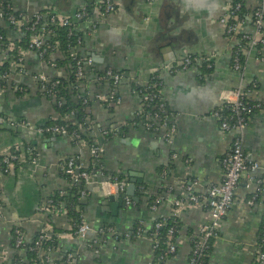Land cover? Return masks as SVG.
Wrapping results in <instances>:
<instances>
[{
    "label": "crops",
    "instance_id": "obj_1",
    "mask_svg": "<svg viewBox=\"0 0 264 264\" xmlns=\"http://www.w3.org/2000/svg\"><path fill=\"white\" fill-rule=\"evenodd\" d=\"M231 1L120 0L115 12L100 21L94 31L83 35L78 50L92 59L93 70L102 72L109 68L124 75L117 86V104L90 105L93 122L114 125L119 130L109 140L100 138L103 174L88 184V195L82 200L92 230L85 239L73 237L70 232L60 233L57 248L48 255L51 261L71 254L70 264H147L152 258L147 237L118 239L109 229L121 236L138 220L149 225L155 218L172 215L175 200L185 202L189 192L205 193L211 184L221 181V159L235 132L221 130L212 111L233 98L238 88L247 91L248 100L264 101V47L259 53L251 52L239 71L232 69L236 40L226 36L219 23ZM244 1L247 8L256 2ZM86 2L11 0V5L13 11L31 15L44 9L71 13ZM1 24L4 25L0 19ZM87 27V21L80 23L83 31ZM243 27L251 30L248 22ZM5 28L7 38L18 36V31ZM185 53L210 57V72L205 73L200 64H194L179 73H168L165 66ZM10 57L0 44V67L8 65ZM64 69L48 66L29 51L20 76L25 94L19 96L11 89H0V154L20 142L31 144L36 152L34 161L14 168L0 179V264H15L14 256L25 254L16 252L11 244L14 226L22 228L25 243H30L45 226L50 229L43 206L54 191L68 185L60 170L63 162L68 157H76L83 164L89 160L87 146L75 144L66 136L35 131L55 113L54 102L38 92L37 76H62ZM157 69L163 81L164 104L175 128L170 142L164 140L161 131H153L142 122L133 124L140 105L133 85L146 84ZM89 86L91 90L109 89L107 82ZM25 101L27 104H22ZM5 124L8 128L3 127ZM242 147L248 161L264 164L263 109L250 114L242 134ZM116 174L125 178L127 185L131 178L136 179L133 194L126 195L128 204L123 194L107 182L109 176ZM258 180L264 182L263 167L241 174L206 264H252L264 222V194L249 203ZM156 194L163 198L152 210L148 199ZM52 216L56 226L70 229L66 213ZM179 218L182 228L177 237V252L167 264H187L189 235L208 222V213L202 205L185 202ZM99 229L104 232H97Z\"/></svg>",
    "mask_w": 264,
    "mask_h": 264
},
{
    "label": "built area",
    "instance_id": "obj_2",
    "mask_svg": "<svg viewBox=\"0 0 264 264\" xmlns=\"http://www.w3.org/2000/svg\"><path fill=\"white\" fill-rule=\"evenodd\" d=\"M9 1L11 3V0ZM89 1L92 3L90 6L91 8H89L87 3H84L80 8L71 13L53 12L48 18L53 24L67 27L69 35H72L75 31L81 34L76 37V43L71 47V70L74 79L71 85L75 92V99H80L84 108V120L77 123V130H70L67 121L72 120V123H76V121L73 120V112L71 111L63 115L62 119L64 123L39 125L35 127V131L38 134L43 135L47 133L50 135L57 134L66 136L75 144L84 147L87 146L89 160L85 164L80 163L76 157H68L63 162L60 169L72 182H83L79 201L86 199L88 195V184L97 175L103 174L101 166L102 145L100 143V138L109 140L115 136L119 130L114 125L105 126L93 122L90 117V105L93 102H98L105 106L117 104L120 101L117 94V86L124 79V75L121 72L109 68L102 72L93 70L91 67L93 64L92 59L89 56L81 54L78 50L79 45L82 43L83 35L94 31L100 21L107 18L118 8V2L116 0ZM245 3L244 0L231 1L219 18V23L224 29L226 36L236 40L231 57V65L234 71H239L242 68V63H240L241 57L246 60L251 52L259 53L262 47H264V0H256L254 5L250 8H247ZM1 5L2 3L0 2V7ZM8 9H12L11 4H8L7 10ZM4 15L7 16V23L11 24L14 30L19 32L17 37L23 34L20 32L22 31V26L32 31L29 41L26 43V47L17 48L15 42L11 40V38L4 37L0 33V43L2 42L3 49L11 54V59L9 60L7 68L0 73V89H11L14 92L18 91V95L22 96L26 92V87L20 81V76L25 71V54L29 51H33L40 58L41 62L52 68H60L55 61L58 56L60 57V53L56 51L58 42H54V44L47 43L45 35L51 32V29L39 27V21L46 18L40 12L31 15L19 13L15 16L12 12L0 10V19H2ZM86 21L89 27H87V30L83 31L80 28V23ZM247 22L251 30H244L243 25ZM48 49H51V52L49 53V59L45 60L44 55ZM14 50H16V53H14ZM194 64L204 65L207 70L213 67L210 57L185 53L179 59L166 65L165 69L170 74H176L188 69ZM62 73V76L56 77L38 74L36 85L41 96L50 98L53 102L56 100V87L59 84V78H66V69H64ZM88 74H91V76L89 77ZM89 79L91 82L88 81ZM103 80L109 82V89L107 92L99 89H89V84L101 86L103 85ZM137 86L138 89L134 91L140 97V105L135 112V121L133 124L142 122L143 125L153 131H161L164 140L170 142L173 138L175 128L171 122L172 115L168 112L162 97L163 81L160 77V70H154L146 84ZM86 87L87 89H85ZM233 94V98L226 100L222 105L212 111V116L218 121L221 130L235 132V136L232 139L228 151L221 159L223 170L222 179L217 184H211L205 193L196 194L194 192H189L185 200V202L202 205L208 213V222L198 231L189 235L190 254L187 264H203L204 252L210 246L209 240L214 239L215 241L220 235L222 221L232 205L234 192L241 174L245 171H255L259 167L264 168V164L261 166L259 162L248 161L242 147V134L245 126L248 124L250 114L252 110L255 109L264 110V101L250 103L247 98V91H244L242 88H238ZM61 103L62 101L59 100L58 104ZM56 116L57 114L54 113L53 117ZM122 126L125 125L122 124ZM83 135L87 136L88 139L86 140ZM26 153L31 154L32 148L29 145H23L21 142L5 149L4 152L0 154L2 155L0 161V179L13 170L14 162H24ZM35 159L36 156L33 157L32 161ZM85 167H89L90 170L86 171L84 169ZM107 182L113 184L116 191L120 194H125L127 186V180L125 178L116 174L109 176ZM260 183L261 181L258 180L257 188L249 199V203L251 204L256 201L258 191L261 190L259 187ZM187 189L190 190L191 187L187 186ZM162 198L161 195L156 196L150 204V208L155 210L160 201H162ZM124 199L127 204L130 202L126 195ZM185 202L183 199L175 200L172 215L179 218V213L185 205ZM50 203L51 200L48 199L43 206L46 211L51 212V214L60 212L66 213L65 208L58 209L57 207L50 206ZM80 212L79 223L73 229V226L71 227L72 231H70L69 234L76 238L85 239L92 228L85 218L84 210L82 209ZM160 226L161 223L157 222L153 226H150L152 228L149 230V226L140 221V225L135 230V237L145 236L151 241L152 258L147 264H167V260L173 257L177 252L178 239H173L176 230H174V227H169L164 237L159 238L157 229ZM109 230L114 234V238L119 239L118 233L114 232L112 229ZM48 231L49 228L46 226L39 231L34 246L30 247L31 250H36L44 239L49 238ZM148 231H150V233ZM97 232L102 233L104 231L99 229ZM13 235L14 249L16 252L27 250V243L24 242L22 230L18 225L13 227ZM124 236L125 238H129L128 232H125ZM160 244H164V247L162 251L158 252ZM53 250V247H48L46 250H43L42 253L40 252V256H44V260L46 261L45 264H55L48 256ZM18 256L19 259L16 258L15 264H26L27 259L24 254ZM70 258L71 254H67V260H70ZM254 259L255 264H264V228L260 237V245H258V248L255 250Z\"/></svg>",
    "mask_w": 264,
    "mask_h": 264
},
{
    "label": "trees",
    "instance_id": "obj_3",
    "mask_svg": "<svg viewBox=\"0 0 264 264\" xmlns=\"http://www.w3.org/2000/svg\"><path fill=\"white\" fill-rule=\"evenodd\" d=\"M233 1L234 0H232V2ZM0 2L2 3L0 10L12 12L15 16H17L19 14V12L13 11V9L7 10L8 4H11L9 0H0ZM86 3L88 4L89 8H91L90 7L92 4L91 1L87 0ZM39 12L46 17L45 19H41L39 21V27L51 29V32L46 33L45 39L47 40L48 44H54V42H58V47H57L56 51H58L60 53V57L56 58L55 61L57 63V66L64 67L66 69V73H67L66 78H63V77L59 78V84L56 87L57 95H56V100H54V103H53V109H54V112L57 114V116L56 117H53V116L49 117L42 125H53V124L64 123V121L62 119L63 115L72 111L73 112V120H75L76 123H72V120L71 121L69 120V121H67L68 127L70 130H73V129L77 130V128H76L77 123L81 120H84L83 115L85 113H84V108L82 106L81 100L75 99V92L72 89V85H71L74 81L72 70H71L72 69L71 47L73 45H75L76 37L78 35H81V34H80V32L75 31L72 33V35L71 34L69 35L67 27L51 23L48 18L53 12H57V11H54L52 9H44V10H41ZM6 17L7 16L4 15L3 18L1 19L2 23H4V25L3 24L0 25V33L4 37H7V35H6L7 29L5 27H8L9 29L14 30L13 26L11 24L7 23ZM24 27L25 26H22V31H20L21 33H23L21 36H19V37L16 36V37L11 38V40H13L15 42L16 48L17 47H26V45H27L26 43L29 41V38L32 34V31H30ZM0 44H2V42ZM50 52H51V49H48L47 52L45 53V55H44L45 60L49 59V53ZM14 53H16V50H14ZM244 60L245 59L243 57L240 58V63H242V66L244 64ZM5 68H7V64H4L0 67V73ZM200 68L202 70H204L205 73H209L211 70V69L207 70L204 65H202ZM106 82L109 83L108 81L103 80L102 84H105ZM133 88L138 89V86L133 85ZM15 93L18 94V91H15ZM47 99H50V98H47ZM59 100L62 101L61 104H58ZM250 103H254V102L250 101ZM255 111H257V110L256 109L252 110V112H255ZM138 121H140V120H138ZM123 128H125V127H123ZM43 135H50V134L46 133ZM83 137L86 140L88 139V137L85 135H83ZM24 144H26V143H24ZM26 145H29L32 148V153L31 154H28V153L25 154L24 162H19V161L14 162V168H17L21 165H24L25 163H30L32 161L33 157L36 156V152H35L33 146L31 144H26ZM1 158H2V155H0V161H1ZM84 169L86 171L90 170L89 167H85ZM61 173H62L63 177L65 178V180L68 182V185L65 188H62L60 190H56L53 192V194L49 197V199L51 200L50 206L57 207L58 209L65 208L66 215H67V218L69 219V223H70V229L65 230L64 228H60V227L56 226L53 223L52 214H50V212L43 209V211L45 213L44 216L46 218V221L50 225V229L48 231L49 238L44 239L36 250H31L30 247L34 246L35 240H36L39 232L36 233L34 239L30 243H27V250H25V254H24V256L27 259L26 264H45L46 261L44 260V256H40V252L42 253V251L46 250L48 247H53L54 249L57 248L58 239H59L58 235L60 233L72 231V229L75 226H77V224L79 223L80 213H81L80 211L83 209V206H84V201H79V195H80L81 189L83 188V182H75L74 183L69 179V177L65 173H63V172H61ZM259 187L261 190L258 191L256 201L258 198H260L261 195L264 194V190H263L264 189V182L263 181H261V183L259 184ZM156 196H158V194H156ZM156 196L151 195L149 197V199H148L149 205L153 202V200ZM157 222L161 223V226L157 229L159 238L164 237V235H165V233L169 227H174V230H176V232L174 233L173 239H176L178 237L179 230L182 228V222L180 221V218L175 217L174 215H170L167 217L155 218L148 225L149 230H151V228H152L150 226H153ZM139 225H140V221L138 220L133 224V227L130 230H128L129 239L136 238L134 236V233H135V230L137 229V227ZM71 227H72V229H71ZM263 228H264V222L262 223V225L259 229V232H258V237L256 240V248H258V245H260V237H261V233H262ZM21 230H22V228H21ZM148 232L150 233V231H148ZM191 233H193V232H191ZM120 237H125V236L123 234V235L119 236V238ZM213 243H214V239H210L209 240L210 246L204 252L205 255L203 257V264L207 263L208 256H209V254L213 248ZM11 244L14 247V235H12ZM163 247H164V244H160L158 252L162 251ZM16 258L19 259V256L15 255L14 259H16ZM254 260H253L252 264H255ZM53 262L55 264H70V260H67L66 254L61 256L60 258L54 260Z\"/></svg>",
    "mask_w": 264,
    "mask_h": 264
},
{
    "label": "water",
    "instance_id": "obj_4",
    "mask_svg": "<svg viewBox=\"0 0 264 264\" xmlns=\"http://www.w3.org/2000/svg\"><path fill=\"white\" fill-rule=\"evenodd\" d=\"M117 1H120V0H117ZM39 98H37L38 100ZM22 104H27V101L23 102ZM5 123V122H4ZM4 128H8V126L3 125ZM135 181L136 179L135 178H131L130 181H129V184L127 185V191H126V194H123L122 196L124 197L125 195H131L133 194V191H134V188H135ZM111 198V197H110Z\"/></svg>",
    "mask_w": 264,
    "mask_h": 264
}]
</instances>
